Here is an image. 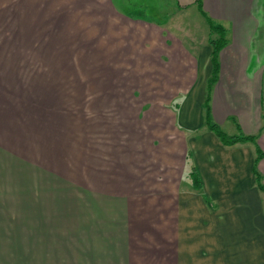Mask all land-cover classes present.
<instances>
[{"label":"crops","instance_id":"crops-1","mask_svg":"<svg viewBox=\"0 0 264 264\" xmlns=\"http://www.w3.org/2000/svg\"><path fill=\"white\" fill-rule=\"evenodd\" d=\"M263 75L264 0H0V264H264Z\"/></svg>","mask_w":264,"mask_h":264},{"label":"rangeland","instance_id":"rangeland-1","mask_svg":"<svg viewBox=\"0 0 264 264\" xmlns=\"http://www.w3.org/2000/svg\"><path fill=\"white\" fill-rule=\"evenodd\" d=\"M175 0H114L119 10L126 14L143 16L145 18H151L155 20H166V17L173 10ZM180 23L192 34L193 37L198 39L204 36L206 32L205 19L201 18L197 14V8L195 6L188 7L180 16ZM203 21V22H202ZM6 27L9 24V20L3 18L2 23ZM202 23H204L202 25ZM263 109H264V75H263ZM201 121L198 123L202 128H207L206 124V109L203 105ZM204 116V117H203ZM199 122V121H198ZM219 128L228 135H233L239 132L235 124L231 122L217 123Z\"/></svg>","mask_w":264,"mask_h":264},{"label":"trees","instance_id":"trees-1","mask_svg":"<svg viewBox=\"0 0 264 264\" xmlns=\"http://www.w3.org/2000/svg\"><path fill=\"white\" fill-rule=\"evenodd\" d=\"M195 2L198 6L201 5V0H195ZM206 18L208 21L210 32L216 33L217 35L216 38H212V37L209 38V42L212 47V50H211L212 73H211L210 78L208 79V92L206 94L205 101H204L205 109H206L205 118H206L207 126L210 130H212L219 137V139L224 144H234L238 141H245V140H251L255 142V138H256L255 135H245L241 132L233 134V135H228L225 132H223L216 123L210 120L209 89L211 85L213 84V82L216 81L217 76H218V61H217L218 52L226 44L227 40L225 36L226 35L225 28L221 24L216 23L213 20H211L209 17L206 16ZM260 154L261 152L258 153V156H260ZM257 160H258V157L256 158L255 163L257 162ZM190 178L194 186L199 187L200 178H199L197 170L194 167L190 171ZM255 178L260 188H263V185L260 183V175L257 173V171H255Z\"/></svg>","mask_w":264,"mask_h":264}]
</instances>
